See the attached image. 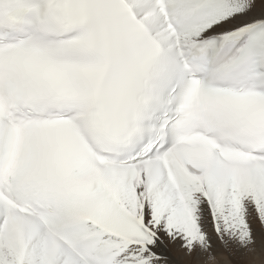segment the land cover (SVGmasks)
<instances>
[{"label": "snow or ice", "instance_id": "snow-or-ice-1", "mask_svg": "<svg viewBox=\"0 0 264 264\" xmlns=\"http://www.w3.org/2000/svg\"><path fill=\"white\" fill-rule=\"evenodd\" d=\"M0 264H264V0H0Z\"/></svg>", "mask_w": 264, "mask_h": 264}]
</instances>
